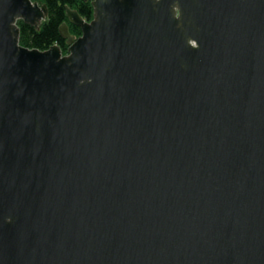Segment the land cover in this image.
<instances>
[{
    "label": "water",
    "instance_id": "1",
    "mask_svg": "<svg viewBox=\"0 0 264 264\" xmlns=\"http://www.w3.org/2000/svg\"><path fill=\"white\" fill-rule=\"evenodd\" d=\"M91 1L0 0V264H264V0Z\"/></svg>",
    "mask_w": 264,
    "mask_h": 264
},
{
    "label": "trees",
    "instance_id": "2",
    "mask_svg": "<svg viewBox=\"0 0 264 264\" xmlns=\"http://www.w3.org/2000/svg\"><path fill=\"white\" fill-rule=\"evenodd\" d=\"M40 4H46L49 9V18L40 29L19 21L18 26L21 31L20 43L24 47L31 49L48 50L50 47L59 46L64 54H67L69 44L67 39L61 35V26L66 24L72 36L80 37L81 28L72 24L66 12V7L76 10L87 21L94 17L92 1L83 0H33Z\"/></svg>",
    "mask_w": 264,
    "mask_h": 264
}]
</instances>
